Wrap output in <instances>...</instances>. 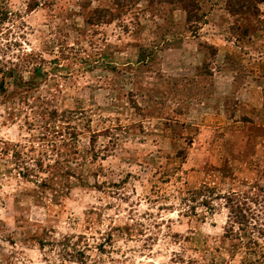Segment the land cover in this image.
<instances>
[{
    "label": "rangeland",
    "instance_id": "obj_1",
    "mask_svg": "<svg viewBox=\"0 0 264 264\" xmlns=\"http://www.w3.org/2000/svg\"><path fill=\"white\" fill-rule=\"evenodd\" d=\"M258 64L264 0H0V264H264Z\"/></svg>",
    "mask_w": 264,
    "mask_h": 264
},
{
    "label": "trees",
    "instance_id": "obj_2",
    "mask_svg": "<svg viewBox=\"0 0 264 264\" xmlns=\"http://www.w3.org/2000/svg\"><path fill=\"white\" fill-rule=\"evenodd\" d=\"M183 1V0H181ZM190 5L185 4V8L183 9L186 14H188L187 9L189 8ZM9 73L7 72H3V70L0 69V87H2L4 78L8 75ZM37 169H39V162L35 163ZM26 174L30 173L32 170L24 168ZM210 197V196H208ZM206 199H209V198ZM222 199H224V205L228 210V220H229V228L228 231H232L234 227L238 228L241 227L242 225H244L245 222V218H244V213H247V211L249 210V208L246 205V199H243V197H239L237 194L234 193H230L228 196L226 197H222ZM183 203L191 201L193 202V198L192 196L189 197L188 199H186V196L184 198H182ZM207 201V200H206ZM204 200L203 205L208 204V202H206ZM189 209H193L192 206H188ZM210 210V208H208ZM259 226V227H257ZM257 226H252L253 229L256 230V232L258 234H261V228L262 226H260L259 224H257ZM260 232V233H259Z\"/></svg>",
    "mask_w": 264,
    "mask_h": 264
},
{
    "label": "clouds",
    "instance_id": "obj_3",
    "mask_svg": "<svg viewBox=\"0 0 264 264\" xmlns=\"http://www.w3.org/2000/svg\"><path fill=\"white\" fill-rule=\"evenodd\" d=\"M25 48H26V51H31V49L30 48H28L27 46H25ZM126 207V206H125ZM142 209H146L148 206H147V204H141V206H140ZM171 216H175V213H171L170 214ZM221 222H223V221H221ZM123 242L121 241V244H122ZM145 264H152V262L151 261H146L145 262Z\"/></svg>",
    "mask_w": 264,
    "mask_h": 264
},
{
    "label": "crops",
    "instance_id": "obj_4",
    "mask_svg": "<svg viewBox=\"0 0 264 264\" xmlns=\"http://www.w3.org/2000/svg\"><path fill=\"white\" fill-rule=\"evenodd\" d=\"M254 64H256L255 62H253ZM261 68H263L262 69V74L260 75L261 76V80H264V65H261V64H258ZM253 78V77H252ZM254 81L256 82V79H254ZM255 99H256V97H255ZM238 104H240V103H238Z\"/></svg>",
    "mask_w": 264,
    "mask_h": 264
}]
</instances>
